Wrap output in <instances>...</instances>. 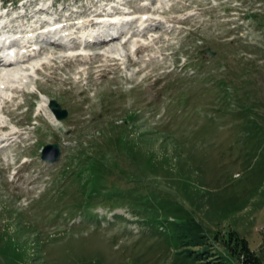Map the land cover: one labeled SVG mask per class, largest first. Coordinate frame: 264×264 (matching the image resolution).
I'll use <instances>...</instances> for the list:
<instances>
[{"label": "rangeland", "instance_id": "374dc122", "mask_svg": "<svg viewBox=\"0 0 264 264\" xmlns=\"http://www.w3.org/2000/svg\"><path fill=\"white\" fill-rule=\"evenodd\" d=\"M55 1L71 11L96 0ZM167 5L158 16L175 33L154 62L57 63L16 82L26 92L2 117L31 140L7 150L10 162L0 155V264H196L176 240L177 208L205 235L189 249L224 255L236 235L264 264V0ZM21 155L29 164L9 181Z\"/></svg>", "mask_w": 264, "mask_h": 264}, {"label": "bare ground", "instance_id": "6f19581e", "mask_svg": "<svg viewBox=\"0 0 264 264\" xmlns=\"http://www.w3.org/2000/svg\"><path fill=\"white\" fill-rule=\"evenodd\" d=\"M138 1H143V2H147L148 0H125L123 1V3L118 4V5H110L109 8H105L108 3L106 2H101V0H96V1H92L91 3H89V5L87 6V9L85 10H81V11H77L72 10L71 12L67 13V14H61L59 15V19L62 21H67V20H74V19H78L82 16H86V17H96L101 19V21H105V26L108 27V30H110L113 34L116 33L118 35H120V39L122 37H126L128 34L131 35V40L132 38H134V42L135 46L140 47V49L137 51V53L140 52H144V51H157V50H162L163 48H168L170 45L167 43L165 44L166 41H169V37L168 39H164V34L165 35H171L173 33H175V30L172 29L171 27H167L166 24L167 23H171L173 22V19L171 18L170 20H166L165 22L163 21V19H161V17H159L158 15H162L166 13V8H165V4L168 3L167 6H169V3L171 0H163V1H157V0H150V2H147V6H142L143 10H144V14L143 17L141 18H137L133 13H127V11H123L124 9H126V6H129L133 3H136ZM180 1V0H178ZM37 2V0H33L31 2V5H35ZM100 3V5H99ZM93 4V5H92ZM38 5V2H37ZM98 5V6H97ZM95 6H97L98 8H94ZM123 6V8H122ZM94 8V9H93ZM163 11H165L163 13ZM43 11H38L33 13L30 18H34L36 17V15H38L39 13H41ZM26 18H28L29 16L26 15ZM19 17L15 16L11 19L9 18H2V20L0 21L1 24L4 23H9V22H15ZM85 23H82L81 21H79V25L75 26L76 24H74V26H70L68 25V27H66V29L64 31H66L67 34H71V35H75V38L78 39L79 37L82 38H91L94 37V39H98V35L102 32L100 31L101 26L96 24L95 21H93L92 19H88L87 21L83 20ZM36 22H38V20H36ZM41 22V21H40ZM139 23V24H138ZM46 23H41V25H44ZM50 25V24H49ZM69 30V31H68ZM32 32L31 30L28 31ZM164 32V33H163ZM161 33V34H158ZM163 33V34H162ZM42 34V33H40ZM158 34V35H157ZM46 35V34H45ZM97 35V36H96ZM48 37V36H46ZM37 38H41V35L38 34ZM120 39H112L109 41H98V42H94L89 44V48L91 50H97V49H103L105 48V52L104 53H94L92 55L89 56H84L79 58V56H77V52L72 53V54H68L67 56H59L56 57L54 56V53H56V51H63L66 49L65 45H59V44H45V46H41V51L40 52H34V53H29L28 55L24 56V61H22L23 64H28L29 60H31L32 58L30 57L31 55L36 56L37 54L40 55H45L47 56L49 53L52 54V57L47 58L48 62L44 63L42 67H40L37 72L41 73V74H45L44 70H47L49 68H51V66H53L55 69L58 68L57 63H61L64 62V60L66 59V61H77L80 63H88V62H98L100 65L96 66L97 70L101 69L102 67H106L107 65L114 67L115 69H120L119 67L123 64L126 65L125 67L128 68L129 66H131L132 62V52L130 51V40L127 42H124L123 44L121 43ZM31 39H27V41H30ZM43 40V39H42ZM79 41V40H77ZM141 41V43H140ZM40 42V41H38ZM45 42V41H44ZM46 43V42H45ZM143 43V44H142ZM161 43H164L163 48L161 49ZM74 45H78L79 43L74 41L73 42ZM118 45L120 47H122V51L120 52V47L118 48ZM154 57H152L149 60H145L147 62H154ZM50 60L55 63L52 64L50 62ZM122 61V62H121ZM144 60L142 59L140 62H143ZM1 60H0V64H1ZM136 64V63H135ZM1 67V66H0ZM7 68H12L15 67L13 65H8L6 66ZM142 69H144L146 67V65L142 64ZM138 70L136 74H138L139 72H141V70ZM28 70V68H27ZM96 72H100L96 71ZM27 71L24 72V76L22 77V80L27 77ZM79 74L81 75V77H83L84 75L87 76L89 75L88 70H81L79 72ZM50 77V76H49ZM81 77H78L76 80L74 79V77H70V78H66V80H62V81H66L65 83L70 84V80L71 81L74 79L76 85L80 84V80ZM8 81H4V76L3 73H0V81H2L5 90L7 88H9L11 91L13 90V93L15 94V96L12 99L9 98H3L2 100H0V103H2V105H5L2 108V112L0 110V134L4 131L7 130L8 128V123L7 121H4V117H2L4 115L3 113V109L7 106H9L10 104L15 105V103L17 102L18 99V95L17 94H24L26 91L24 89H19V87H13V85L11 86L10 84L7 85L10 81H14V76H9L7 77ZM52 78V77H50ZM89 78V77H88ZM1 83V82H0ZM74 83V84H75ZM35 86V85H34ZM29 88V87H28ZM1 90V89H0ZM2 90L1 92L5 91ZM45 104V108L47 109V111H49V114L51 117H53L55 120H57L56 115L53 113L52 109H51V105L49 106V101H47V103ZM18 109V108H16ZM41 111V110H40ZM45 111V110H44ZM19 133H16V131H14V128H12V130L8 133H6L5 135H3L2 140L0 141V155H8L7 150L9 148L13 149L14 147H17V139L15 137H18Z\"/></svg>", "mask_w": 264, "mask_h": 264}, {"label": "trees", "instance_id": "16d2710c", "mask_svg": "<svg viewBox=\"0 0 264 264\" xmlns=\"http://www.w3.org/2000/svg\"><path fill=\"white\" fill-rule=\"evenodd\" d=\"M177 210L184 214V219L177 225L176 240L180 241L182 247L185 249V257L192 260L196 264H262L260 259L249 248L248 242L236 235L229 236L228 243L224 242L226 253L218 256L210 253L208 250L193 251V247L206 246L204 241L205 235L200 230L201 226L198 222L190 216L186 210L177 208ZM238 260V263H235Z\"/></svg>", "mask_w": 264, "mask_h": 264}, {"label": "water", "instance_id": "95a60500", "mask_svg": "<svg viewBox=\"0 0 264 264\" xmlns=\"http://www.w3.org/2000/svg\"><path fill=\"white\" fill-rule=\"evenodd\" d=\"M204 53H205V55H207L209 57H214L216 54V53H212L210 50H207ZM51 108L59 120L65 119L68 115L67 111H63L60 108V106L57 105L55 102L51 103ZM60 155H61V149H60L59 145H57V144L47 145L42 151V159L44 161L49 162V163L57 162Z\"/></svg>", "mask_w": 264, "mask_h": 264}]
</instances>
